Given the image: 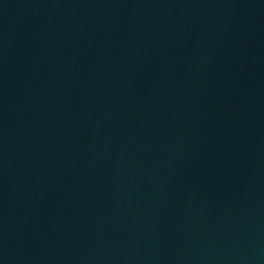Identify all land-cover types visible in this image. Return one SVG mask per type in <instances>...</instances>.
<instances>
[{
	"label": "water",
	"instance_id": "1",
	"mask_svg": "<svg viewBox=\"0 0 264 264\" xmlns=\"http://www.w3.org/2000/svg\"><path fill=\"white\" fill-rule=\"evenodd\" d=\"M0 264H264V0H0Z\"/></svg>",
	"mask_w": 264,
	"mask_h": 264
}]
</instances>
